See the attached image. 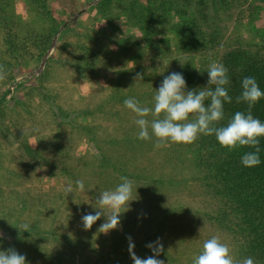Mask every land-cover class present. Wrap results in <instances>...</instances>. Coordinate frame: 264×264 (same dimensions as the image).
Segmentation results:
<instances>
[{
  "label": "rangeland",
  "instance_id": "1",
  "mask_svg": "<svg viewBox=\"0 0 264 264\" xmlns=\"http://www.w3.org/2000/svg\"><path fill=\"white\" fill-rule=\"evenodd\" d=\"M99 1L0 0V65L5 70L0 80V251L9 249L4 236L25 233L27 243L12 247L17 252L20 245L32 252L33 240L37 245L51 240L62 242L57 248L64 264L74 259L79 264H134L128 238L140 258L154 255L146 245L160 238L164 247L158 259L193 264L203 243L215 235L238 264L249 256L264 264V199L259 198L264 179L236 189L237 197L241 192L249 197L253 209L223 220L200 196V183L186 177L190 164L179 148L138 138L135 113L124 100L137 98L148 107L164 77L178 72L180 63L154 57L149 47L135 53L138 63L121 60L114 51H132L136 40L146 45L145 40L125 18L124 2L113 0L100 12ZM261 7L260 0H228L221 13L222 50L238 41H262L257 31ZM110 17L121 32L111 47L95 48L101 50L97 76H78L64 48L80 51L72 46V35L91 36L87 43L98 36L112 40L116 34L107 24ZM149 23L156 28L154 20ZM161 23L159 30L176 48ZM56 105L63 111L58 117ZM147 119L151 122L153 116ZM140 174L161 179L144 181ZM121 177L132 181L135 199L120 215L118 227L99 232L105 222L101 216L84 230L81 217L95 214L100 192L114 190ZM77 180L84 182V191L76 187ZM69 184L74 192L66 194Z\"/></svg>",
  "mask_w": 264,
  "mask_h": 264
},
{
  "label": "trees",
  "instance_id": "2",
  "mask_svg": "<svg viewBox=\"0 0 264 264\" xmlns=\"http://www.w3.org/2000/svg\"><path fill=\"white\" fill-rule=\"evenodd\" d=\"M38 1L44 3L45 0ZM118 1L125 3V18L133 22V28L143 35L146 43V45H143L136 40V36L133 33H126V36L136 40L133 50L125 51V53L121 49L114 51L124 62L138 63L139 60L135 53L139 54L140 51L149 47L154 57L161 60L171 58L173 62L177 61L180 63L178 72L186 80V90H194L196 92L214 87L207 85V70L212 62L223 64L228 69L230 83L226 88L229 96L232 97V102H224V118L217 126H226L237 111L247 112L246 103L236 102V97L242 92L241 85L244 77H254L261 91H264V0H260V5L262 6L260 10L263 9V18L260 25L257 26V31H261L262 41L254 44L238 41L234 45L226 46L223 50L220 47L222 44L221 38L223 37L220 22L221 13L225 11V5H227L228 0ZM114 3L116 2L113 0H100L97 5L101 4L102 8L100 6L97 7L100 12H103L104 7ZM247 19H249V16H247ZM113 20L110 17L107 21V24L113 28L116 34L115 37H112V40L107 37H94L91 40V43L94 44L93 46L90 42L87 43L89 41L88 38L91 36H85V40L83 36L72 35L74 42L71 44L80 51L75 52L69 46L67 47L71 48L70 50L64 48L63 51L67 58V63L71 67L73 66L72 68L78 76L83 78H95L97 76L95 65L98 67L101 65L99 61L101 50H96L95 48L111 47L118 33L121 32L114 26ZM150 20H154L157 25L161 21L166 26L164 31L172 34L176 42V48H173L170 40L163 36L162 29L160 31L157 25L154 28L149 23ZM82 38H84L85 42L82 41ZM107 52L113 54L112 50ZM109 61L110 58L108 57L106 63L109 64ZM181 63L184 64L181 65ZM134 99L137 100V98ZM151 102L152 104L147 105L149 108L154 106V101ZM204 103L207 106L210 103V98H206ZM56 107L55 117L61 116L63 114L61 107L59 105H56ZM86 110L84 109V111ZM252 114L255 118H259L261 122H264V97L254 105ZM193 120H195V116H189V121ZM172 144L174 147L179 148V153L183 154L185 162L190 164L186 177L188 175V179L196 180L200 183L202 187L200 196L210 202L212 214L216 215L217 218L226 220L229 215H243L253 209V207L248 205L247 199L249 197L243 192L237 197L236 189L246 188L251 183L257 184V177L264 179V137L260 138L259 145L261 163L255 167H245L241 163V157L247 152L255 151L254 148L244 146L237 147L234 151H228L220 146L214 135H200L195 142L190 144ZM141 177L144 181L147 179H152V181L161 179L159 177L152 178L148 174ZM255 187L257 188V185ZM259 198L264 199V191H262ZM251 205L255 207L254 204ZM20 242L23 244L27 243L25 236ZM5 243L10 248L6 241ZM59 243L62 242L55 241L53 243L50 240L42 245H37L35 240H33V244L30 245L32 252L25 249L26 247L23 245H20L18 249L20 254L25 255L26 261H31L28 264H64L62 250L57 248ZM31 255H37V259L34 260ZM71 264L79 263H76L74 259Z\"/></svg>",
  "mask_w": 264,
  "mask_h": 264
},
{
  "label": "clouds",
  "instance_id": "3",
  "mask_svg": "<svg viewBox=\"0 0 264 264\" xmlns=\"http://www.w3.org/2000/svg\"><path fill=\"white\" fill-rule=\"evenodd\" d=\"M184 63H181L183 65ZM199 70L198 68H196ZM208 86L196 92L186 90V80L179 72H172L165 76L161 85L156 89L154 106L152 108L140 106L134 98L124 100V106L135 113L134 123L138 126V138L141 140H155V145L160 147L171 143L190 144L195 142L200 135H214L221 147L234 151L237 147L248 146L255 151L247 152L241 157L245 167H255L260 160V138L264 137V122L255 118L252 108L264 97L256 79L246 76L242 80V92L236 97L237 103H246L247 112L237 111L226 126H217L224 118V102L231 103L226 86L230 83L228 69L223 65L212 62L207 70ZM5 78V70L0 65V80ZM210 98V103L205 106V99ZM153 116L151 122L147 119ZM189 116L195 120L189 121ZM162 117V118H161ZM150 129V130H149ZM121 183L114 190L101 191L95 201V214L87 213L81 217L84 230H90L92 225L105 217V222L98 229L107 234L116 229L120 224V215L129 210L133 198V184L127 177H121ZM76 187L84 191V182L77 180ZM66 194L73 193V185H67ZM28 231V226H24ZM129 239V251L134 264H165L163 259L157 257L163 252L160 238L154 243L146 245L152 249L154 255L140 258L132 251L134 244ZM0 264H28L26 257L13 248L0 251ZM193 264H238L234 261L230 249L218 236L207 239L201 252L194 257ZM239 264H255L251 256L243 259Z\"/></svg>",
  "mask_w": 264,
  "mask_h": 264
},
{
  "label": "crops",
  "instance_id": "4",
  "mask_svg": "<svg viewBox=\"0 0 264 264\" xmlns=\"http://www.w3.org/2000/svg\"><path fill=\"white\" fill-rule=\"evenodd\" d=\"M24 234H10V235L4 236V237L6 239V242L9 245V247L12 248L13 247V243H15L14 247L17 246L18 243H20V240L24 237L23 236Z\"/></svg>",
  "mask_w": 264,
  "mask_h": 264
},
{
  "label": "water",
  "instance_id": "5",
  "mask_svg": "<svg viewBox=\"0 0 264 264\" xmlns=\"http://www.w3.org/2000/svg\"><path fill=\"white\" fill-rule=\"evenodd\" d=\"M43 63H44V62H42L41 65L35 70V73L38 74V73L41 71L42 66H43Z\"/></svg>",
  "mask_w": 264,
  "mask_h": 264
}]
</instances>
